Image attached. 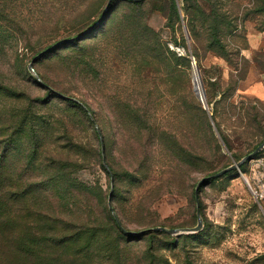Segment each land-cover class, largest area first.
<instances>
[{
    "label": "rangeland",
    "instance_id": "374dc122",
    "mask_svg": "<svg viewBox=\"0 0 264 264\" xmlns=\"http://www.w3.org/2000/svg\"><path fill=\"white\" fill-rule=\"evenodd\" d=\"M174 1L114 0L102 20L108 0H0L14 29L0 32V73L31 100L12 101L32 123L11 149L9 178L38 184L23 199L16 192L0 264H264V148L200 188L201 231L132 238L195 227L199 181L264 141V0L210 1L211 20L225 13L238 27L240 40L227 37L238 50L232 64L193 54L184 4ZM254 114L258 125L249 123ZM40 142L49 166L26 167L28 147ZM22 215L40 220L26 230Z\"/></svg>",
    "mask_w": 264,
    "mask_h": 264
},
{
    "label": "trees",
    "instance_id": "16d2710c",
    "mask_svg": "<svg viewBox=\"0 0 264 264\" xmlns=\"http://www.w3.org/2000/svg\"><path fill=\"white\" fill-rule=\"evenodd\" d=\"M3 1V0H2ZM114 1V0H113ZM112 1V2H113ZM143 0L139 2H135L137 4H141ZM175 5V1L171 0ZM184 4V11L186 16H188V34L189 38L193 45V54H196L197 49L205 50L206 52L213 53L215 56L225 59L227 62L232 64V58L234 55V51L238 52V50L231 47L227 37L231 35L234 39H241V36L238 34V27L237 25H233L232 23L228 22L225 19V13H219L223 17L222 20H211L210 17L217 15L216 10L214 9V5H210V1L214 2L211 4H219L217 3L218 0H181ZM221 1V0H220ZM111 2V4H112ZM110 4L108 10L106 11L102 20H105L108 16V12H111L112 5ZM194 8L197 9L198 15L202 16V21L196 19ZM11 13V10L5 8V5L0 6V32L8 34V30L10 29L12 32L14 29L10 25H8L7 19L8 15ZM195 17V18H194ZM92 25V31L87 33L82 37H74L71 39H67L62 41L60 44L68 43L71 40L80 41L83 39L88 38L98 27ZM89 28V29H90ZM88 29V30H89ZM87 30V31H88ZM85 33V32H84ZM13 38V37H12ZM8 40V37L5 36V40ZM10 43V42H9ZM54 46V45H53ZM242 49V48H241ZM198 58V54H196ZM6 55L0 57V60H4ZM26 73V72H25ZM27 75L29 73L27 72ZM0 99L6 101V104H0V232L10 228L12 226L13 218H14V211L13 205L14 200L16 199V192L18 197L22 199L25 198L29 193L31 194L32 188H34L38 184H30V185H19L18 187L12 184L9 178V161L11 160V149L16 142V138L22 134L23 129L28 125L30 126L32 121L27 116V112L21 114L20 117H17L15 113L18 111L15 105L12 104V101L20 100L22 107H28V103H31V100L21 93H17L12 86V80L5 78L3 73H0ZM37 80H41V77L37 75ZM49 89V88H48ZM50 90V89H49ZM51 91V90H50ZM67 102L73 104H80L77 100L68 98L66 99ZM75 104V105H76ZM4 105V106H2ZM78 107V106H77ZM249 119L250 124H259L258 120L256 119V114ZM211 119L214 122L215 126L217 127L219 124L217 123V112L212 111ZM252 121V122H251ZM221 141L229 149L228 139L221 135ZM45 149L43 146V142L40 143H33L28 147V150L31 152L28 156L29 164L26 167H33L34 164L36 168H41L42 166H49L47 160L42 158L41 152ZM103 152V151H102ZM235 157V155H233ZM104 160V158H103ZM105 162V161H104ZM239 162V161H238ZM32 163V164H30ZM101 169L108 173V170L101 165ZM203 187V186H202ZM44 189L49 190L52 189L48 186H43ZM18 189V191H17ZM36 194V193H35ZM200 194V190H199ZM199 198V197H198ZM200 204V201H199ZM39 210L35 211L34 213L37 216L43 217L42 212L43 209L38 206ZM200 209V206H199ZM201 215V213H200ZM17 217V216H16ZM23 222V228L26 230H30L34 222L37 223L40 219L36 218L35 221H32V216L28 221L24 215L17 217ZM47 223L53 224L55 218L47 217ZM114 221L118 229L121 230L120 224L117 218L114 216ZM172 229V228H169ZM49 231H47L48 233ZM135 234L132 237L134 240L136 238H148L151 236H163L168 238L165 233L162 232H154L151 229L143 230Z\"/></svg>",
    "mask_w": 264,
    "mask_h": 264
},
{
    "label": "water",
    "instance_id": "95a60500",
    "mask_svg": "<svg viewBox=\"0 0 264 264\" xmlns=\"http://www.w3.org/2000/svg\"><path fill=\"white\" fill-rule=\"evenodd\" d=\"M113 0H108L107 2V5L105 7V12L108 10L111 2ZM136 2H138L139 0H134ZM103 18V17H102ZM90 31H92V28H90L88 31H86L82 36L86 35L87 33H89ZM185 34L186 36L188 37V34L185 30ZM54 46H52L51 48H54ZM51 48L47 49V50H50ZM42 54V53H41ZM28 71L30 73H33L34 75L35 72H34V69L32 67V63L28 66ZM196 71V69H195ZM196 74H197V77H198V73L196 71ZM37 78V76H36ZM199 98L201 100V102L203 103V105L205 106L203 100H202V91H201V95H199ZM264 148V141L255 149V151L249 155H247L246 157H244L243 159H241L239 162H234L231 166L217 172V173H214L212 175H210L209 177H206V178H203L201 181H199V183L196 185L195 187V191H194V197H195V201H196V217H197V225L193 228H184V229H167L165 227H155L153 229H151L152 231L154 232H162V233H165V234H168V235H172V236H180V235H190V234H195V233H198L199 231L202 230V227H203V222H202V218H201V215H200V209H199V190L202 186H205L210 180H214V179H217L223 175H225L226 173L228 172H231V171H239L240 169V166L246 162L247 160L251 159L252 156H254L256 153H258L260 150H262ZM103 163L105 165V162L103 160ZM245 182L246 184L249 186L247 180L245 179ZM109 208L112 209L110 203H109Z\"/></svg>",
    "mask_w": 264,
    "mask_h": 264
},
{
    "label": "bare ground",
    "instance_id": "6f19581e",
    "mask_svg": "<svg viewBox=\"0 0 264 264\" xmlns=\"http://www.w3.org/2000/svg\"><path fill=\"white\" fill-rule=\"evenodd\" d=\"M193 82H194L195 91L199 97V95H201V86L195 70H193Z\"/></svg>",
    "mask_w": 264,
    "mask_h": 264
},
{
    "label": "built area",
    "instance_id": "2783aa9c",
    "mask_svg": "<svg viewBox=\"0 0 264 264\" xmlns=\"http://www.w3.org/2000/svg\"><path fill=\"white\" fill-rule=\"evenodd\" d=\"M251 193L256 199H262L263 198V196L257 190L251 189Z\"/></svg>",
    "mask_w": 264,
    "mask_h": 264
}]
</instances>
